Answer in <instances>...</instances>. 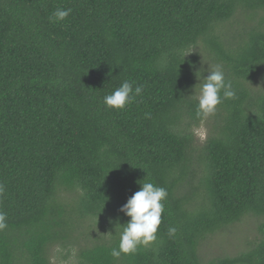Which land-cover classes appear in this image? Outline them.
Instances as JSON below:
<instances>
[{"label": "trees", "instance_id": "obj_1", "mask_svg": "<svg viewBox=\"0 0 264 264\" xmlns=\"http://www.w3.org/2000/svg\"><path fill=\"white\" fill-rule=\"evenodd\" d=\"M202 61L236 91L206 118ZM125 80L142 94L106 107ZM143 182L168 192L157 240L115 260ZM0 183V264H264V223L235 256L201 252L264 218V0H0Z\"/></svg>", "mask_w": 264, "mask_h": 264}, {"label": "clouds", "instance_id": "obj_2", "mask_svg": "<svg viewBox=\"0 0 264 264\" xmlns=\"http://www.w3.org/2000/svg\"><path fill=\"white\" fill-rule=\"evenodd\" d=\"M72 9H57L53 13L56 22L65 20ZM207 64L205 69L203 64ZM207 71L205 77L202 74ZM199 81L198 91L194 87V96L197 101V116L208 117L213 115L218 105L225 99H234L236 91L232 83L226 79L224 68L220 64L203 62L201 67L195 72ZM135 82L125 80L111 94L104 97V105L108 108L123 110L128 104L132 103L137 96L143 92V85H136ZM195 85V86H196ZM203 135V133H201ZM206 139L204 140V142ZM5 192V186L0 183V196ZM168 192L164 187L156 186L152 182L140 183V189L136 191L127 202L119 209L130 219L126 224H116L119 231L118 248L111 250V256L118 260L121 255H133L138 247L147 246L157 240L158 228L162 223V214L165 211L164 203ZM8 228L7 214L0 210V232ZM169 235L174 236L177 232L175 227L169 228Z\"/></svg>", "mask_w": 264, "mask_h": 264}, {"label": "rangeland", "instance_id": "obj_3", "mask_svg": "<svg viewBox=\"0 0 264 264\" xmlns=\"http://www.w3.org/2000/svg\"><path fill=\"white\" fill-rule=\"evenodd\" d=\"M238 24L235 25L237 27ZM229 33L228 29H225ZM204 45L201 43L198 51H203ZM209 124V122H208ZM203 133V135H201ZM196 140L199 144H203L204 140L208 137V127L203 124L202 127L196 130ZM264 223V218H258L255 216L246 217L242 222L229 226L224 230L212 235L206 239L202 244L201 252L207 256V260L214 258H220L225 256H235L239 252L246 248V241L248 238H254L259 236L258 227ZM65 254V252H64ZM56 262V260H55ZM60 264H73V259L62 260Z\"/></svg>", "mask_w": 264, "mask_h": 264}]
</instances>
